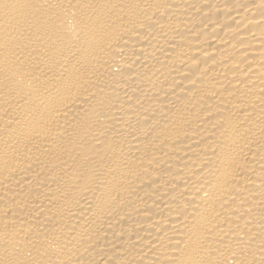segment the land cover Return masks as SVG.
Here are the masks:
<instances>
[{"label":"bare ground","instance_id":"bare-ground-1","mask_svg":"<svg viewBox=\"0 0 264 264\" xmlns=\"http://www.w3.org/2000/svg\"><path fill=\"white\" fill-rule=\"evenodd\" d=\"M0 264H264V0H0Z\"/></svg>","mask_w":264,"mask_h":264}]
</instances>
